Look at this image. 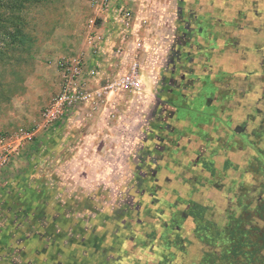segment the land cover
Returning a JSON list of instances; mask_svg holds the SVG:
<instances>
[{"label":"rangeland","instance_id":"obj_1","mask_svg":"<svg viewBox=\"0 0 264 264\" xmlns=\"http://www.w3.org/2000/svg\"><path fill=\"white\" fill-rule=\"evenodd\" d=\"M118 1L110 0L111 11L103 13L92 0H45L21 10L23 31L31 41L7 44L0 34V132L31 126L40 119L61 88V59L89 50L93 55L86 42L90 25L97 31L110 27L121 7ZM147 3L157 6L156 16L162 7L167 29L162 35L168 43L178 0ZM130 34L132 39L137 36ZM114 40V45L119 44ZM102 54H110L111 63L101 70L116 73L120 67L112 51ZM147 70L152 75L151 89L157 92L153 66L148 65ZM97 85L91 83L90 88ZM145 100L151 102L144 111H139L138 99L131 102L128 116L132 120L124 131H109L117 143H109L108 131L103 136L104 123L102 132L96 130L99 138L86 136L81 126H76L72 112L61 124L67 128L60 127L57 132L61 136L54 131L44 134L0 172V264H166L160 258L167 246L158 240V230L150 219L155 194L146 187L147 181L153 180L150 175L155 164L151 138L156 136L158 123L151 107H156V98ZM126 108L116 109L117 114L122 115ZM44 138L46 142H42ZM82 139L85 144L80 150ZM106 141L112 146H106ZM238 161L245 163L242 158ZM218 203L225 204L221 198ZM256 227L264 230V222ZM256 255L253 264H264L260 254Z\"/></svg>","mask_w":264,"mask_h":264},{"label":"flooded vegetation","instance_id":"obj_2","mask_svg":"<svg viewBox=\"0 0 264 264\" xmlns=\"http://www.w3.org/2000/svg\"><path fill=\"white\" fill-rule=\"evenodd\" d=\"M174 32L146 183L160 259L264 260V0H178Z\"/></svg>","mask_w":264,"mask_h":264},{"label":"built area","instance_id":"obj_3","mask_svg":"<svg viewBox=\"0 0 264 264\" xmlns=\"http://www.w3.org/2000/svg\"><path fill=\"white\" fill-rule=\"evenodd\" d=\"M96 9L103 12L111 11L110 0H92ZM103 16V14H102ZM133 9L121 5L112 21L110 29L119 44L111 46V51L120 67L116 73L101 70V64L94 59L93 64L86 68L88 59L83 53L74 57H63L59 63L62 84L59 91L44 107L40 119L31 126H19L13 130L0 132V172L4 170L27 146L33 144L39 137L49 133L62 124L64 119L76 113L80 106L89 108L88 116L98 112L111 95L128 94L134 99H140L145 92V83L142 78V60L140 51L144 50V41L141 37L134 40V51L130 60L122 59L124 46L128 43L135 26L133 24ZM174 39L175 32L169 35ZM106 32L100 31L92 24L87 33V46L93 55L100 56L106 45ZM122 55V56H121ZM126 56V54L124 55ZM123 56V57H124ZM155 81H158V77ZM97 82V88L91 89V83ZM111 116H115L112 113Z\"/></svg>","mask_w":264,"mask_h":264},{"label":"crops","instance_id":"obj_4","mask_svg":"<svg viewBox=\"0 0 264 264\" xmlns=\"http://www.w3.org/2000/svg\"><path fill=\"white\" fill-rule=\"evenodd\" d=\"M118 2H120L121 5H124V6L126 5L128 7L130 4V8L134 9V12H133L134 17H135L134 26L136 28L133 29V32H134V35H137V36L136 37L133 36V39L135 40L136 38H138V34H140V37L144 41V50L140 51V56H141V60H142V78H143L144 83L147 85V88H146L147 94H145V92H144L138 101L141 104V107L138 108L139 111H144L145 109L149 108V106H147L148 100L147 101L145 100L147 97L148 98H151V97H154V98H157V97L163 98L164 97L165 98L164 95L159 94L160 90H161L160 84H158V89L156 88L157 92H155L151 89V84H150L151 81L149 78L152 75H151V72L150 73L147 72L148 71L147 70L148 65L153 66V70H152L153 73L152 74L154 75V77H158V79H159L158 83H159L160 79L164 78L166 73H167L165 69L168 65H170L171 57H172V54L174 52V46H175L174 42L175 41H173L174 39H172L171 36L168 37V39L170 40L168 43H166L167 40L165 42L163 41V39H165V37H163L164 35H162V34H163V32L164 33L167 32L166 31L167 29H166L165 23H164L165 22L164 21V18H165L164 12L160 9L162 7H158L157 12L159 15L156 16L154 14V12H155V9L157 8V6L154 3H152V5L148 4L147 2H150V0H148V1H146V0H119ZM143 7L145 8V15L144 16H142L140 14V11L143 10L142 9ZM143 13H144V11H143ZM172 14L174 16L172 23L175 21V25L172 28L171 24H170V26H169L170 31L175 30V27L177 24V19H178V10L175 11V13L173 12ZM142 18L146 19L145 22L144 21L142 22ZM147 19H153V21L150 20L151 23H149ZM105 21H106V19H104V23H106ZM101 29H103V31L106 32V36H107L106 42H105L106 45L103 48H104V51L106 50L105 53H107V52L109 53V52H111V46L113 45V42H115L114 39L116 38V34L112 33L110 27H108V28H107V26L105 28L101 27ZM101 29H100V31H101ZM136 30H138V32ZM151 35H153L154 37ZM159 35H162V37L157 40L156 37ZM128 39H129L128 43L126 44V46H124V53H123V56L125 54H126V56L123 57L121 55L122 59H124L126 61L130 60V58L132 57V53L134 51V46H133L134 40L131 37H129ZM85 55L88 58L87 63H88V67H89L93 64V60L96 58H93V55L91 54L90 50L87 51ZM96 60L100 62L101 66H105V67L111 63L110 54H108L107 56L101 54L100 57L98 56V58ZM151 60H152V62H151ZM114 61H115V63L116 62L118 63V61L116 59H114ZM144 69H146V70H144ZM152 80L155 81V78H153ZM155 87H157V85ZM132 100L133 99L128 94L127 95L126 94L114 95V96L111 95L107 99V102L100 108V110L98 112L94 113L90 117L88 116V112H89L88 106L85 107L84 109L80 108L75 113L76 114V126L77 127L81 126V129H83V132L84 133L86 132L85 133L86 136L94 135V140L96 138H99V137H95V136H97L96 130H98L99 132H102V129H101L102 123H104V125H105L103 136H106L107 134H108V136L109 135L111 136L113 133L109 132V131H114V130L115 131H124V129L127 128V125H126L127 122L132 120V117L128 116V114H129L128 111H129V108H131L130 104H131ZM134 100H136V99H134ZM149 102H151V101H149ZM138 106L139 105H137V107ZM125 107L128 108V109L126 108L127 111L123 112L122 115H118L116 109L120 108V109H122V111H124ZM151 108L156 109L155 106L151 107ZM81 109H82V111H80ZM112 112H115L114 117H112V116L110 117V114H112ZM126 114H127V116H126ZM81 116L83 117L84 120L80 119ZM107 121H108V123H107ZM60 127L62 129L67 128V127H64L62 125H59L58 127L54 128L55 129L54 133L56 135H59V136H61L60 134H58V133H60V132H58L61 129ZM68 127H70V125ZM106 131H108L107 134H106ZM86 136H84V138ZM45 140L46 139L44 138V140H42V142H46ZM109 140H107V141H109V143L112 141H114V142L116 141V143H117V141H118L116 137L114 139V136H111V138H109ZM107 141L105 143L106 146H108V144H109ZM81 142H83V143H81ZM81 142H80V148H78V146H77V148L80 150H82V148L85 144L84 140ZM116 143H114V146H116ZM110 145L112 146V144H109V146ZM75 155H74V158L75 157L78 158L77 157L78 155L77 154H75ZM92 155L94 157L99 156L97 154H95V155L92 154ZM93 156L91 157L92 159L94 158ZM99 158L103 159V156L102 157L100 156ZM104 160H106L105 157H104Z\"/></svg>","mask_w":264,"mask_h":264},{"label":"trees","instance_id":"obj_5","mask_svg":"<svg viewBox=\"0 0 264 264\" xmlns=\"http://www.w3.org/2000/svg\"><path fill=\"white\" fill-rule=\"evenodd\" d=\"M42 1L45 0H0V34L5 43L24 44L27 41H31L30 37L23 31L24 20L19 13L28 4L40 3ZM54 130H51L49 133H53ZM41 138L43 136L37 140Z\"/></svg>","mask_w":264,"mask_h":264}]
</instances>
